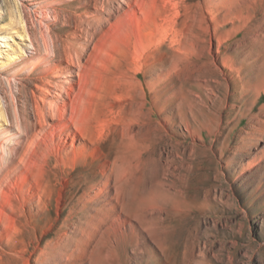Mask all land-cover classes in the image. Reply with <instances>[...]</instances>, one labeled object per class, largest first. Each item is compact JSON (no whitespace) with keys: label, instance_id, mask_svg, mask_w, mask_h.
I'll use <instances>...</instances> for the list:
<instances>
[{"label":"rangeland","instance_id":"obj_1","mask_svg":"<svg viewBox=\"0 0 264 264\" xmlns=\"http://www.w3.org/2000/svg\"><path fill=\"white\" fill-rule=\"evenodd\" d=\"M23 30L35 58L0 68V264L110 262V225L164 264H264V0H0V38Z\"/></svg>","mask_w":264,"mask_h":264},{"label":"bare ground","instance_id":"obj_2","mask_svg":"<svg viewBox=\"0 0 264 264\" xmlns=\"http://www.w3.org/2000/svg\"><path fill=\"white\" fill-rule=\"evenodd\" d=\"M36 4V3H35ZM32 4V5H35ZM2 38V39H1ZM0 39V68H4V66L13 64L16 60H20L23 57H27L30 59H34V55L36 54L33 50V46L29 43V36L25 32V30L21 31L20 33L15 34V38L18 40L10 41L12 37H1ZM2 41H7L2 43ZM9 41L11 43H9ZM28 42V43H27ZM3 44V45H2ZM69 65L63 66L62 71L59 70H51L48 72L50 75V80L47 81L48 87L43 88V99L44 104H47L52 109H56L53 107L49 102V98H55L57 102L60 101V97L63 92L68 96L69 92L67 89H64V86L69 84L68 78L71 77V72L69 71ZM54 83V84H52ZM52 87V88H51ZM53 98V99H54ZM56 103L54 102L53 105ZM39 120L42 121V117L44 116V110L37 107ZM55 115L59 118L62 113H59L58 110H54ZM9 123L7 122L5 113L0 106V137L2 138L7 131ZM137 220L140 224H145L146 227L149 225V221L146 217H144V213L137 212ZM142 224V225H143ZM131 227L130 235H126L122 232L121 226H113L110 225L108 227L112 229V238L116 241L117 246H115L116 250L120 251L121 257H118L113 250H107V255L111 256L110 262L105 256L101 255L102 260H98V264H145V260H147L148 264H164L161 259H158L155 255V251L149 249L146 245L145 248L139 247L140 238L138 236L137 231L133 226ZM151 236L157 247L162 250L166 251L167 249L164 247V239L162 234L151 232ZM127 253H131L132 257L127 256ZM168 257L172 258L168 253H165ZM183 260V258H182ZM181 260V261H182ZM170 264H181V261L170 260ZM192 260H190L191 262ZM194 262V261H193ZM191 264V263H189ZM196 264V262H194Z\"/></svg>","mask_w":264,"mask_h":264}]
</instances>
